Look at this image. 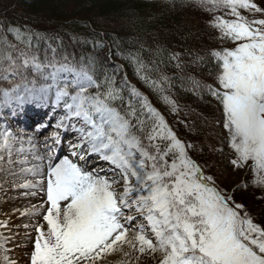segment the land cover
<instances>
[{
	"label": "snow or ice",
	"instance_id": "snow-or-ice-1",
	"mask_svg": "<svg viewBox=\"0 0 264 264\" xmlns=\"http://www.w3.org/2000/svg\"><path fill=\"white\" fill-rule=\"evenodd\" d=\"M194 3L232 46L207 58L185 61L171 52L169 59L195 94L204 92L219 106L223 139L213 151L227 150L233 170L243 173L231 189L206 174L192 155L197 145L181 138L127 74L117 81L120 66L109 71L105 63L112 55L129 60L138 79L178 115L163 60L110 48L101 55L103 39L72 34L73 42L92 45L77 55L58 35L0 26V110L17 118L28 106L47 107L58 117L54 126H37L38 132L55 129L43 141V154L35 137L0 128V161L6 156L38 177L19 187L44 194L39 207L22 213L44 222L35 226L30 264H97L117 250L129 258L150 253L154 264H264V220L235 198L249 187L264 193V0ZM208 60L215 62L208 73L214 83L194 75ZM93 157L109 167L91 168ZM0 249L8 251L3 243ZM2 262L17 264L6 254Z\"/></svg>",
	"mask_w": 264,
	"mask_h": 264
},
{
	"label": "trees",
	"instance_id": "trees-1",
	"mask_svg": "<svg viewBox=\"0 0 264 264\" xmlns=\"http://www.w3.org/2000/svg\"><path fill=\"white\" fill-rule=\"evenodd\" d=\"M208 20L207 13L196 10L194 0H0V26L26 25L35 31L58 35L63 39V48L77 55L91 52L92 45L73 42L72 34L89 40L103 39L107 47L101 55L110 48L125 54L139 51L145 61L163 60L162 69L173 78L168 94L179 105L178 115L172 114L157 94L138 79L129 60L112 55L105 63L109 71L119 65L117 81L127 74L130 83L148 96L181 138L197 145L199 150L192 155L210 175L214 158L219 154L213 151V147L218 149L215 128L220 118L219 106L206 93L195 94L191 83L180 79L175 61L169 59L171 52H178L185 61H190L197 54L207 58L211 50L231 47L229 42L218 38ZM51 42L53 46L59 43ZM161 48L163 51L157 56ZM202 68V72L194 75L214 83L208 73L215 71V62L208 60ZM232 173L237 175L233 169ZM235 198L245 204L258 221L264 220V193L249 187L237 190Z\"/></svg>",
	"mask_w": 264,
	"mask_h": 264
},
{
	"label": "rangeland",
	"instance_id": "rangeland-1",
	"mask_svg": "<svg viewBox=\"0 0 264 264\" xmlns=\"http://www.w3.org/2000/svg\"><path fill=\"white\" fill-rule=\"evenodd\" d=\"M49 109L50 108L47 109V107L28 106L25 112L19 118L18 117L13 118L9 114L8 110L6 111V109L0 110V116L4 118V120L0 122V128H3L5 126H11L13 131L16 132L18 135L24 137L31 135L35 137V142L37 144H39L40 142L42 143L45 137L50 135V133L55 129L54 127H50L46 130L38 132L37 126L42 123L50 124L54 126L56 123V119L58 118L57 112L52 109L50 110ZM40 112L42 113L44 112V115L40 116ZM215 132L219 137L218 148H220L223 138L221 135V128L219 126V123L216 125ZM89 166L92 168L93 164L91 163ZM20 168L21 166L16 167L8 164L6 156L3 161H0V192L4 193L2 196H0V242L1 243L3 242L5 237L6 238L10 237V233H8L10 227L8 228V226L7 227L2 226V225H8V223L11 222L12 220L11 217L4 216L5 212L13 213L21 209V207L16 209V206L14 205H6L5 207V203L7 202V200H10V196L5 197L6 196L5 189H7L8 187H15L16 184L14 183V181L18 179L25 178L26 181L34 180L30 174H26V175L21 174ZM100 168L105 169V167L103 166H101ZM232 169H233L232 166L229 165V157L227 150H225L224 152H219V154L214 158V170L212 167L210 175H213L215 177L217 183L221 187H226L231 189L234 187V185H237L241 181L243 175L241 171H237V175H234L232 173ZM13 173H15V175H13ZM256 191L260 192L258 190ZM40 196L42 203L44 199V194L42 192L40 195L35 196V198H38ZM2 197H4V199ZM39 220H41L39 224L44 223L41 217H39ZM13 232L15 234V231ZM26 232H27L26 236L20 239L15 245L10 244L9 243L10 241L4 240L3 242L4 248L8 249V251L7 253H5L3 249H0V264H3L2 257L5 254L8 255V257L11 260H15L17 264H30V252L33 248L34 240L37 235V233L35 232V226L32 229L30 228V230H27ZM124 251H129L127 246L124 247ZM123 261H129V264H154V261L151 258L150 253L148 254L134 253L132 257L129 258V257H125L123 252L119 250L106 255L103 259L97 261V264H122Z\"/></svg>",
	"mask_w": 264,
	"mask_h": 264
},
{
	"label": "bare ground",
	"instance_id": "bare-ground-1",
	"mask_svg": "<svg viewBox=\"0 0 264 264\" xmlns=\"http://www.w3.org/2000/svg\"><path fill=\"white\" fill-rule=\"evenodd\" d=\"M44 112L43 113L41 112L40 116H43ZM2 120H4V119H2V117L0 116V122ZM37 146H38V150L43 154V142L42 143L40 142L39 144H37ZM66 150H67V146L65 145V151ZM63 154H65V153H61V155H63ZM92 160L95 161L94 163H92L93 164L92 168H97L98 169L101 166H103V167H105V169H107L109 167V165L106 162L99 161L98 159H96L94 157L92 158ZM13 166L19 167L20 165H13ZM21 174L26 175L27 173H22L21 172ZM101 174H103V173H101ZM32 178L34 180L36 179L34 177H32ZM37 179H38V177H37ZM24 182H26L25 178L18 179L16 181H14V183L16 184L15 187H8L7 189H5V191H6V196L5 197H9L10 196V200H7V202L5 203V207H6V205H14V206H16V209L21 207L20 210H17V211H15L13 213L5 212V214H4L5 217H11V219H12L11 222H9L8 225H7L8 228L10 227V230H8V233H10V237L7 238V241H10L9 243L12 244V245L17 244V242L20 239H22V238H24L26 236V234H27L26 231L27 230H30V228L31 229L34 228V226H36V224H39V222L41 221V220H39V217H40L39 215H32L31 213L28 214V215H22V213H24L26 209L32 210V206L33 205H36L37 207H39V205L41 204V196L38 197V198H35V196L31 195L32 191H37V195H40L41 192H39L38 189H24V188H20L19 185L24 183ZM3 194H4L3 192H0V196H2ZM2 198L4 199V197H2ZM24 225H28V227L25 228ZM13 231H15V234H14ZM6 236H8V235H6ZM3 242H4V240H3Z\"/></svg>",
	"mask_w": 264,
	"mask_h": 264
}]
</instances>
